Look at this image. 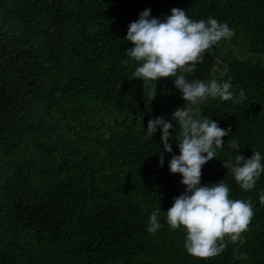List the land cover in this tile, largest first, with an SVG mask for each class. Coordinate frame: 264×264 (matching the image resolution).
<instances>
[{"label":"trees","instance_id":"obj_1","mask_svg":"<svg viewBox=\"0 0 264 264\" xmlns=\"http://www.w3.org/2000/svg\"><path fill=\"white\" fill-rule=\"evenodd\" d=\"M172 8L234 32L186 79L230 80L245 97L190 106L231 128L201 185L222 180L254 210L240 239L206 259L186 252L184 230L163 213L185 191L168 162L179 155L171 114L186 102L175 77H133L123 38L143 10L163 18ZM157 117L173 124L172 153L159 128L146 132ZM256 151L264 164V0H0V264H264V172L244 191L222 166Z\"/></svg>","mask_w":264,"mask_h":264},{"label":"clouds","instance_id":"obj_2","mask_svg":"<svg viewBox=\"0 0 264 264\" xmlns=\"http://www.w3.org/2000/svg\"><path fill=\"white\" fill-rule=\"evenodd\" d=\"M150 13V9L143 10L138 19L128 25L123 38L131 46L126 49V54L138 64L133 73L135 79L145 84L175 77L173 86L186 102L185 107L175 108L171 114V120L179 125L178 142H175L179 155H172L168 162L170 174L180 175V184L185 191L174 197L171 207L163 213L171 230H184L186 252L206 259L222 253L227 247L226 240L236 242L240 239L254 210L250 201L230 198V188L222 180L201 185L202 167L216 159V150L224 147L223 138L229 135L231 128L223 129L210 118H200L190 106L217 98L237 103L245 97L243 89L235 96L230 80L189 81L185 74L195 72V65L203 61V54L221 40L231 39L234 32L227 23L211 17L192 20L180 8H172L163 18H153ZM155 94L156 83L151 100ZM158 128L163 151L172 153L169 130L173 129V124L163 117L150 119L146 132L152 137ZM232 147L234 151L240 148L239 145ZM261 160V153L256 151L247 159L243 155L234 158L232 155L230 160L222 162V166L230 171L242 190L249 191L264 172ZM163 163L161 153L159 165L163 166ZM260 202L264 203V193ZM160 211H153L149 217L147 231L150 234L162 227L158 222Z\"/></svg>","mask_w":264,"mask_h":264}]
</instances>
